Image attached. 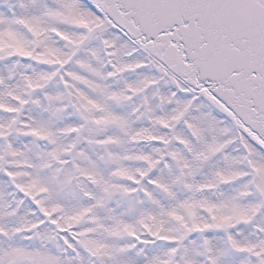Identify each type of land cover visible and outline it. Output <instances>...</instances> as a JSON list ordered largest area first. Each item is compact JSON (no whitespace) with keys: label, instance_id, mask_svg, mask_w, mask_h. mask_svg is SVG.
Instances as JSON below:
<instances>
[{"label":"snow or ice","instance_id":"1","mask_svg":"<svg viewBox=\"0 0 264 264\" xmlns=\"http://www.w3.org/2000/svg\"><path fill=\"white\" fill-rule=\"evenodd\" d=\"M0 264H264V0H0Z\"/></svg>","mask_w":264,"mask_h":264}]
</instances>
